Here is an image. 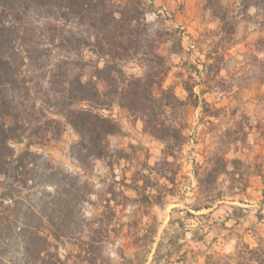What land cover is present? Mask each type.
I'll return each instance as SVG.
<instances>
[{"label":"rangeland","instance_id":"obj_1","mask_svg":"<svg viewBox=\"0 0 264 264\" xmlns=\"http://www.w3.org/2000/svg\"><path fill=\"white\" fill-rule=\"evenodd\" d=\"M144 1L148 7L146 22L151 30L163 32L166 41L159 54L168 60L170 71L162 88L172 87L175 96L185 100L187 92L182 83L189 76L198 82L195 70L204 77V54L216 42L219 24L204 9L206 0ZM224 2L232 11H238L240 0ZM254 14L251 8L246 16L237 18L233 43L226 51L224 68L216 79L222 81L224 92L207 91L199 96L197 108L188 106L183 113L175 114L177 124L181 119L186 126L183 132L186 143L180 152L174 151V157L164 158L165 145L145 133L142 122L117 105L100 110L103 117L117 124L118 132L106 138L107 156L92 162L86 170L71 155V147L78 143L79 136L69 125L63 127L57 139L42 146H30V152L39 158L27 167V171L32 170L28 172L27 187L15 188L11 200H2L0 196V264H89L83 255H78L81 243L89 239L98 247L94 264H206L207 257H212L210 262L214 263L233 255L237 245L240 249L264 247V85L252 78L249 67L251 55L264 57V52H257V42L264 40V30ZM44 40L39 33L33 37V43H40L38 62L30 65L26 60L21 78L35 87L36 109L43 108V113L37 112L36 117L45 129L51 130L54 125H47L51 119L61 122L63 119L54 115L51 103L44 105L42 98L49 95V100L52 99L51 91L59 88L60 79H52L58 74V51L45 47ZM179 42L183 53L177 51ZM82 56L83 61L90 60L87 50ZM101 66L99 63L98 67ZM83 72L85 76L91 74L90 64ZM124 72L126 76L141 77L143 69L136 61H130ZM98 88L100 92L105 90L102 84ZM201 90H205L204 85L196 86L194 93L199 95ZM73 108H86V105L78 103ZM204 108L208 110L205 113ZM26 143L25 140L13 147L19 152ZM223 153L225 160L239 159L250 168L252 176L245 192L225 197L211 209L192 211L198 191L195 168ZM55 171L54 179L62 184L60 189L69 185L62 173L77 177L80 185L86 183V188L68 207L67 227L63 229L68 232L54 243L57 249L48 255L41 254L44 262L33 263L34 256L23 255V215L39 211L42 204L38 200L43 192L48 195L46 202H50L54 187L42 186L38 178ZM165 172L175 173L174 184ZM33 178L37 179L35 185ZM227 185L224 176L219 177V190L225 191ZM100 227V233L91 234V229L100 230ZM52 253L56 256H49ZM236 263L229 260V264Z\"/></svg>","mask_w":264,"mask_h":264},{"label":"trees","instance_id":"obj_2","mask_svg":"<svg viewBox=\"0 0 264 264\" xmlns=\"http://www.w3.org/2000/svg\"><path fill=\"white\" fill-rule=\"evenodd\" d=\"M224 3V0H206L204 9L219 24L215 33L217 40L212 43L211 50L204 54V77L201 78L202 72L194 68L199 81L189 76L182 83L187 97L180 100L172 87L162 88L163 80L170 71L168 60L159 54V48L166 41L163 32L151 30L146 22L148 7L144 0H0L1 199L11 200L15 188L27 187L28 172L32 171H27V167L39 158L30 152V146H42L47 141L57 139L66 125L79 136L78 143L71 147V155L81 168L86 170L92 162L104 159L108 154L106 138L116 134L118 126L112 119L103 117L100 110L112 105L126 109L135 120L142 122L145 133L165 145L164 158L174 157L176 149L180 152L186 143L183 134L186 126L181 119L177 124L174 116L177 111L183 113L188 106L197 108L199 96L207 91L224 92L222 81L216 82V79L224 68L226 51L233 43L237 18L246 16L247 11L253 8L254 18L264 30V0H240L237 12ZM40 22L41 27L38 25ZM37 33L43 35L45 40L42 44L45 47L58 51V74L55 73L52 79H60L59 88L51 91L52 99L49 100V95L42 98V103H51L54 115L63 119V122L51 119L47 124L49 127L54 125L51 130L45 129L36 117L39 112L43 113V108L36 109L38 94L35 87L21 78V69L26 60L30 65L38 62L40 43L32 42ZM85 50L90 53V60L86 62L82 56ZM177 51L183 53L180 42ZM257 52H264L262 39L257 42ZM130 61H136L143 69L141 77L126 76L124 66ZM249 62L252 78L264 85V57L251 55ZM99 63L101 67H98ZM87 64H90L92 72L85 76L83 70ZM98 84L104 85V92L99 91ZM201 85L205 86V90H201L199 95L195 94L194 88ZM78 103H85L86 108L74 109L73 105ZM207 111L204 108V113ZM25 140V147L16 152L13 146ZM224 155L209 158L202 166L195 168L198 191L196 202L191 206L192 211L211 209L225 197L245 192L252 176L250 168L239 159L227 161ZM27 159H32V162ZM164 163L169 166L167 162ZM55 174L56 171L45 178H38L42 186L49 184L54 187L50 202H46L48 195L43 192L38 200L42 204L39 211L33 215H23V255L25 258L34 256L33 263L44 262L41 254L48 255L51 250L57 249L54 243L68 232L63 230L67 227L68 207L86 188V183L80 185L77 177L62 173L63 180L69 185L60 189L62 184L54 179ZM165 175H170L168 180L174 184L175 173L165 172ZM221 176L228 183L225 191L218 187ZM32 180L35 185L37 179ZM143 199L149 201L146 196ZM187 216L194 217L192 214ZM37 224L41 227L32 228ZM101 231V227L100 230H90L91 234ZM80 247L79 257L83 255V260L94 264L97 258L93 256L98 249L95 242L89 239ZM49 256L55 257L56 254ZM211 259L207 257L206 264H229L230 259L236 264H264V247L249 249L244 246L240 249L237 245L233 255L214 263L210 262Z\"/></svg>","mask_w":264,"mask_h":264}]
</instances>
